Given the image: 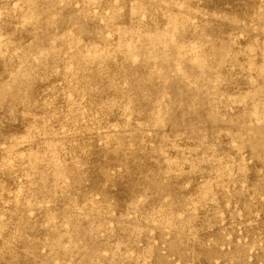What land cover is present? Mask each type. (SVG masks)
I'll use <instances>...</instances> for the list:
<instances>
[{
    "label": "rangeland",
    "instance_id": "1",
    "mask_svg": "<svg viewBox=\"0 0 264 264\" xmlns=\"http://www.w3.org/2000/svg\"><path fill=\"white\" fill-rule=\"evenodd\" d=\"M0 264H264V0H0Z\"/></svg>",
    "mask_w": 264,
    "mask_h": 264
}]
</instances>
